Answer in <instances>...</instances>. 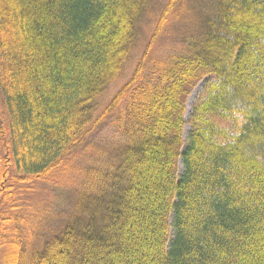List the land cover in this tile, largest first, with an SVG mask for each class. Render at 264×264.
I'll use <instances>...</instances> for the list:
<instances>
[{
    "label": "trees",
    "instance_id": "trees-1",
    "mask_svg": "<svg viewBox=\"0 0 264 264\" xmlns=\"http://www.w3.org/2000/svg\"><path fill=\"white\" fill-rule=\"evenodd\" d=\"M213 2L0 0V264H264V0Z\"/></svg>",
    "mask_w": 264,
    "mask_h": 264
},
{
    "label": "rangeland",
    "instance_id": "rangeland-1",
    "mask_svg": "<svg viewBox=\"0 0 264 264\" xmlns=\"http://www.w3.org/2000/svg\"><path fill=\"white\" fill-rule=\"evenodd\" d=\"M154 0V5H155ZM205 2V1H204ZM202 0H194L193 5L198 8L202 9V18H204L207 14L210 13V11L214 8V2L213 0H210L207 5ZM158 8V6H157ZM155 11L156 7H155ZM148 18L144 19V22L141 24V28L143 27V40L147 41L149 38V34L144 29L147 27V20ZM190 21H188L182 29H187V26L189 25ZM188 31V30H187ZM177 34L173 33L166 37L164 40L162 39L159 42V45L157 46L158 50L163 49L164 51L167 50L170 45H175L177 42ZM206 85V80L201 81L198 86L193 90L192 94L190 95L188 102H187V112H186V119L189 120L193 107L197 103L198 99L203 94L204 88ZM198 87H201L198 91V94L196 98L194 99L193 103H190V98L193 96L195 91ZM191 130L190 125H187L184 130V138L185 140L188 137V134ZM105 133L99 132L97 135H95L91 140V143L93 145L102 146L104 145V139ZM86 156V154H85ZM80 162V163H79ZM85 162V163H84ZM87 158H83L82 160L77 162L75 165V170L78 171V168L80 166H86ZM180 172H183V168L181 165ZM75 174V173H74ZM73 177H76L74 175ZM71 178L70 176L65 180L55 182L54 185L50 186H41V190L37 194V203L35 205V209L37 210V214H39L40 218L42 219V222L44 221L46 224L44 225V229L41 232V236L38 238L36 246L42 247L45 243H47L52 237L58 235L63 228L68 224L69 220L71 219L73 215V204H74V196L75 192L78 189V183L76 180ZM53 183V182H52Z\"/></svg>",
    "mask_w": 264,
    "mask_h": 264
},
{
    "label": "bare ground",
    "instance_id": "bare-ground-1",
    "mask_svg": "<svg viewBox=\"0 0 264 264\" xmlns=\"http://www.w3.org/2000/svg\"><path fill=\"white\" fill-rule=\"evenodd\" d=\"M201 87H198L197 90L195 91V93L193 94V96L190 98V103H193L194 99L196 98L197 94H198V91L200 90Z\"/></svg>",
    "mask_w": 264,
    "mask_h": 264
}]
</instances>
